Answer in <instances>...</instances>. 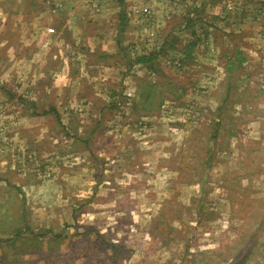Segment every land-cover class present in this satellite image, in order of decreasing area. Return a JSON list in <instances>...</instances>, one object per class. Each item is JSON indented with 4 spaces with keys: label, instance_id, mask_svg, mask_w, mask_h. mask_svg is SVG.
Instances as JSON below:
<instances>
[{
    "label": "rangeland",
    "instance_id": "374dc122",
    "mask_svg": "<svg viewBox=\"0 0 264 264\" xmlns=\"http://www.w3.org/2000/svg\"><path fill=\"white\" fill-rule=\"evenodd\" d=\"M0 264H264V0H0Z\"/></svg>",
    "mask_w": 264,
    "mask_h": 264
},
{
    "label": "crops",
    "instance_id": "0c3cea01",
    "mask_svg": "<svg viewBox=\"0 0 264 264\" xmlns=\"http://www.w3.org/2000/svg\"><path fill=\"white\" fill-rule=\"evenodd\" d=\"M204 6L206 7V4H204ZM102 54V56H105V55H103V54H105V52L104 53H101ZM55 58H59V56H56ZM45 71H50L51 72V74H53L54 73V69H51L50 67H46L45 68V70H44V72L43 73H45ZM59 72V71H58ZM61 75H62V77L64 76L63 74L65 73L64 72V70H62L61 72H59ZM56 75H57V73H56ZM60 75V76H61ZM68 74H65V76H67ZM58 82H60V80H58L57 81V83ZM70 81H68V83H66V85L68 84V86H69V83ZM64 86H65V84L63 83V82H60L58 85H56V87H54V88H56L57 89V91L58 90H62V91H64L65 89H63L64 88ZM73 87V86H72ZM54 92L55 91H52V94H50L51 95V97H53L54 96ZM31 94L33 95V96H35V93L32 91L31 92ZM57 94H59L58 92H57ZM51 97H49V98H51ZM55 98V97H54ZM44 99H47L48 101H49V99H48V96L46 97V98H44ZM43 98H40V96L39 97H37V98H34L33 99V101H32V99L29 101L30 103H29V105H30V107L29 108H27V109H24V108H22L23 109V114H24V116L23 117H25V119H26V122H28V123H30V122H37L38 121V118H40V117H49V116H51V112L53 111V112H56V109H57V107L55 108V104L54 103H52L50 106H52V109L51 108H49V109H47V107L49 106V102L46 100V102H44L43 100H44ZM54 101H56V102H58L59 101V98H55V100ZM40 102H43V105L44 106H42L41 104H40ZM40 107H45V108H43V109H40ZM24 110H25V113H24ZM98 114H100V116L102 115L101 114V110H99V112H98ZM103 116V115H102ZM25 122V121H24ZM24 124V123H23ZM31 124V123H30ZM34 142L35 143H37V140L35 139L34 140ZM82 148V146H81V142H79V141H75V143H73V146H72V148H71V151L72 152H74V151H76V150H79V149H81ZM83 151V150H82Z\"/></svg>",
    "mask_w": 264,
    "mask_h": 264
},
{
    "label": "built area",
    "instance_id": "2783aa9c",
    "mask_svg": "<svg viewBox=\"0 0 264 264\" xmlns=\"http://www.w3.org/2000/svg\"><path fill=\"white\" fill-rule=\"evenodd\" d=\"M92 5H93L94 8H96L97 10H99V7H98L97 3L96 4L93 3Z\"/></svg>",
    "mask_w": 264,
    "mask_h": 264
}]
</instances>
